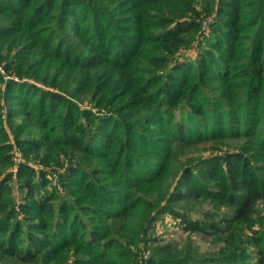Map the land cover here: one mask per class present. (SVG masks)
<instances>
[{
  "label": "rangeland",
  "instance_id": "rangeland-1",
  "mask_svg": "<svg viewBox=\"0 0 264 264\" xmlns=\"http://www.w3.org/2000/svg\"><path fill=\"white\" fill-rule=\"evenodd\" d=\"M82 1L73 0L74 4H81L79 10L88 11L81 19H76L77 28L65 31L62 40L57 36L62 34L63 26L53 30L56 25L55 18L50 15L54 11L51 9L53 0L15 1L17 5L12 9H6V0H0V188L4 187L0 195L21 220L22 231L15 233L12 239V244L19 248L30 240L28 231L31 225L28 222L31 219H25L19 205L23 201L29 202L24 199L28 191L24 184L29 181L34 182L36 191L51 194L50 202L56 210L54 217L46 211L40 214L34 209L26 212L36 214V222L47 224L46 229H33L37 235L32 240L38 235L49 236L50 227H59L60 214L69 212L74 216L79 213L90 228L98 230L100 242L119 240L120 245L104 244L106 254L91 263V251L68 237L52 252L47 249L54 245H47L30 262L16 258L14 253L9 255L0 251V264H150L148 262L162 252L202 262L224 256L222 262L226 259L228 263L229 256L225 258V255L232 256L236 251L242 264H256L259 257L264 258L261 252L264 251V201L259 202L254 227L255 232L260 230L261 233L253 234L252 230L236 224L231 232L219 235L192 225L210 230L209 222L213 221L226 226L223 219L231 208L222 199L201 196L179 201L174 196L184 188L186 168L211 159L221 161L212 178L196 169L203 181L202 189L211 192L224 189L223 192L229 195L225 188L233 186V181L217 180V177L222 168H229L228 162H234L233 153L245 155L250 162L246 169L233 163V168L241 171L234 179L239 182L238 186L242 188L240 180L256 182L257 185L264 183V144L260 145L257 139L262 134V123L264 125V100L245 103L246 112L243 107L238 108L243 100L241 92L248 81L246 67L254 61V53H261L258 59L264 64V0H240L235 9L231 7L227 11L219 5L221 0H153L147 3L139 0H87L93 4L92 10L89 5H82ZM246 4L250 6L248 9H240L237 16H231L233 10L237 11L238 6ZM78 12L72 16L73 20L80 18ZM163 15H182V21L196 22L183 35L184 45L153 36L162 28L158 19ZM90 22L97 24L94 33L107 44V50L111 49L113 55H99L100 50L90 46L94 36L89 31ZM230 32L234 36L228 35ZM122 34L132 45L135 40L132 38L141 39L136 43H139L136 54L127 53L126 56L130 57L116 58L118 45L126 42L122 41ZM61 41L68 42L66 47L70 55L59 54L55 44ZM214 41L225 47L230 43L232 56L229 65L233 69L230 77L224 80L206 82L204 90L216 103L213 107L202 104L191 97L189 88H184L169 99L165 110L174 111L173 120L187 111V123L196 124L197 130L203 129L209 137L181 143L171 134L174 130L171 120L170 124L159 120L140 124L145 114L158 109L159 90L155 89L159 83L152 84L150 93L148 89L142 91L140 84L149 81L156 72L172 71L178 63L190 62L194 68L199 66L207 50L217 54L216 57H224L211 43ZM199 76L198 80L202 82L201 74ZM18 83L24 84L25 93L21 97L11 93ZM193 83V86L197 84L196 81ZM40 90L41 100L38 96ZM56 93L69 102L63 108L62 103L50 104L42 99L44 95ZM222 103L229 104L231 111L223 113ZM115 116L116 120H126L123 132L112 133L114 128L120 130L121 125L114 122L110 127L107 117ZM97 122H105L100 130H96ZM129 124L140 126L147 134L156 137L168 153L166 161L158 166L157 177L151 181L133 184L123 180L128 165L120 160L121 142L126 138L125 130L131 128ZM215 126L217 128L212 129ZM107 129H110L109 136L104 134ZM93 136L106 142L111 138L119 140L104 149L100 146L101 149L90 151L88 145L83 146L80 142L83 137ZM135 149L132 152L135 151L142 162L158 164L152 163L150 152ZM69 168H72L70 172ZM111 181L115 182L112 184ZM188 182L192 186L198 185L195 178L188 179ZM97 185L119 187L127 202L123 216L107 219L94 212V205H105L99 200L102 192H98ZM70 204L74 207L71 208L73 205ZM71 227L74 225L67 228L68 234ZM2 236L3 233L0 238ZM261 236V241L255 242ZM236 244L233 248L232 245ZM122 251L126 253L122 255Z\"/></svg>",
  "mask_w": 264,
  "mask_h": 264
},
{
  "label": "trees",
  "instance_id": "trees-1",
  "mask_svg": "<svg viewBox=\"0 0 264 264\" xmlns=\"http://www.w3.org/2000/svg\"><path fill=\"white\" fill-rule=\"evenodd\" d=\"M15 1H18L19 3V1L22 2L24 0H6V2L4 3L5 8L6 9L14 8L13 6L17 5L14 4ZM139 1H141L140 3H147V2H152L153 0H139ZM237 1L240 0H234V2L233 0H221L219 2V5L224 7V10L227 11L226 9H230L231 7L235 9L234 6ZM82 2H83L82 5L87 4L91 8V10L93 9L94 6L91 2H87V0H83ZM52 3L53 4L51 5V9H53L54 11L50 15H52L55 18L54 23L56 24V25L54 24L55 27L53 30H57L58 27L63 26L62 28L64 30L62 34L58 35L57 37L58 39L64 40L65 39L64 34L66 33L65 31H70L73 30L74 28H77L78 26L75 23L76 19H81V17H83L84 13H86L88 9L79 10L80 9L79 6L81 4L76 5L74 4L73 0H53ZM41 7L42 6L38 8ZM249 7H250L249 4H246L245 6H238L237 11L233 10L231 12L232 13L231 16L235 17L238 15L239 13L238 11L240 9H248ZM77 12H78L77 16H80V18H74L73 20L72 16ZM182 17H183L182 15H178L174 17L173 16L167 17L166 15L161 16L158 19V23H160L158 25L162 28L161 30L157 31L153 36L159 39H172L176 45L179 46L184 45L186 41L183 40V35H185L186 32L191 30V28L194 25H196L195 24L196 22L193 20H191V22H188L186 20L182 21L181 20ZM240 17L241 16H239V18ZM173 22L175 23L174 26L172 28H169V25ZM90 23L92 24L89 25L91 28L89 31H92L90 33L94 35L91 38L92 42H90L91 43L90 46L95 50L97 49L98 51L100 50L99 55H105V54L107 56L113 55L111 54L112 53L111 49L107 50L109 48L107 44H104L101 41L100 36L94 33L98 28L97 24L94 25L95 24L94 22H90ZM224 24L227 26L228 22L226 21L224 22ZM100 27H103V25H100ZM222 27L225 28L224 25H222ZM87 35H89L88 32ZM228 35L232 37L234 36V33L230 32L228 33ZM121 38H123L122 41L124 40L126 42H124L123 44L121 43L122 45H118L116 51L117 53L114 56H117L116 58L118 57L122 58L121 56L122 55L126 56L127 53H129V55L133 53L131 56L136 54L138 50L137 45L139 44L136 43L139 42L141 37L138 38L135 36L134 38H132L133 40L135 39L134 44H136V48L134 50H133L134 44L132 45V42L129 39L128 40L125 39L126 38L125 34H122ZM58 43L59 45H57ZM211 43L218 48V53H220L219 55L223 54L225 56L219 58L221 56L216 57L215 55L217 54H211L210 50H207L204 52L205 57L202 59L203 62H201L202 64H199V66L194 68L192 67V64L190 62H188L185 65H183L182 63H178L177 65L174 66V68H172L173 69L172 71H163L161 73L156 72L157 74H153V76H151L149 81L140 84L142 91H146L148 89V93H150L152 90V84L159 83L157 84L156 86L157 88L155 89V91L159 90V95H158L159 101L157 104L158 109L155 112L145 114L142 118V121H140V124L143 125L157 120L161 122L165 121V123L168 122L170 124L169 120H171L173 124L172 126H174V130L171 132V134H173L174 137L177 138V140L181 143L182 142L189 143L190 141H194L195 139L202 140V139H206V137H209L204 134L203 129H201V131H198L197 130L198 126L196 124H194L193 126L192 124L187 123V121L189 120L188 116L186 118V115L188 113L187 111L181 112L182 115L180 114L178 118L176 117L173 120L171 117L174 115V111L169 109L167 112H165V110L168 108L169 99H172L173 95H177L180 92H182L184 88H189L190 90L189 93L191 94V97L198 99L199 101H201L202 104L208 103L213 107V105L216 103L213 96H211L209 92H206L204 90L205 89L204 87L207 86L206 82L208 81H212V82L219 81L221 79L224 80L230 77L231 75L230 72L231 70H233L229 65V59L232 56V52H231L230 43H228L226 47L223 46L222 44H219V42L217 41ZM55 45L56 48L58 49L59 54L65 53L67 56L70 55L69 49L67 50L66 47V45H68V42L61 41V42H57ZM128 49H131V51ZM129 55L126 57H130ZM259 55H261V53L260 54L254 53V55L252 56V59L254 61H251L250 64L247 65L245 71L248 81H247V86L241 92L243 93L242 94L243 100L240 106L238 107V108L243 107V110L245 112L248 111V108L244 106L245 103H249L254 99H258L257 101L264 100V88H263L264 64L259 62L258 59L260 58ZM101 57L102 56H100V58ZM256 59L258 61H256ZM150 60H152V58H150ZM200 74L202 77L201 78L202 82H199L198 80ZM195 81L197 82V84L193 86L192 84H194L193 82ZM23 85L24 84L21 83L15 84L12 90L13 92H11L12 95L21 97L22 96L21 94L25 93L23 92L24 89ZM198 89H201L199 93L197 92ZM41 95L42 92L40 90L38 92V96L40 100H41ZM42 99L43 101L45 100L47 102H50V104L62 103L61 104L62 108L63 106L67 105V103H69L68 100L63 99L58 93L52 95L50 94L44 95ZM259 104L260 102H257V105ZM221 106L223 108V113L226 110L231 111V106L229 104L227 105L222 103ZM66 114H69V112ZM101 119L102 121H106V119L104 118ZM116 119L117 116L111 117L110 119L109 117H107V120L109 121V123H111L110 127L114 125L113 124L114 122L116 123L119 122L121 125L119 127L120 130L117 131V129L114 128L112 133L123 132L124 127L127 125L126 120L121 118H119L118 120ZM104 123L105 122L99 124V122H97L96 130H100V128L103 127ZM129 125H131V128L129 130H125L127 135L126 138H123V142H121V146H123V148L121 150L120 160H123V162L121 163L128 165V171H127L128 173L124 176L123 180L133 184L151 181L157 177L158 175L157 173L159 171L158 166L166 161L168 157V153L166 152V149L165 151L163 150L164 146L159 142H157L156 137L147 134L145 131L142 130V128H140V126H134L133 124H129ZM217 127L218 130L221 131L219 125H217ZM217 127L215 126V128L212 129L215 130ZM229 130L231 131L232 128H230ZM109 132L110 129H107L104 132V134L106 133L107 134L106 136H109L110 135ZM261 132L262 134L257 137L260 145L264 144L263 123H262ZM212 134L213 133H211V135ZM61 135L64 136L63 133ZM117 140L119 139L111 138L108 142H106L105 140H103V138H98L97 136H93L91 138L83 137L80 143H82L83 146L88 145L89 146L88 149L92 151V150H96V148L97 149L100 148V146L104 149L108 144ZM129 147H131L132 150L138 148L144 152H150L152 156L151 158L153 159L152 163H158V164L152 165V164H147L146 162H142L141 158H139V156L136 155L135 151L132 152V150ZM232 157L234 162H228L229 168L225 170H223L222 168L220 170L221 173L219 172L217 177L218 178L217 180L233 181V186H231L230 188H225L229 190L228 192L229 195L223 192L224 189L217 192H211L210 190L202 189L203 181L201 180L200 175L196 173V169L204 172V174H206L207 177L212 178L213 174H215V171H217V169L220 167L221 161H219L218 159L216 161L215 159L214 160L211 159V160H202L197 164H195V166L186 168L185 173L183 175L184 176L183 179H185L183 181L184 188L180 189L178 194H176V196L174 197L176 198V200L179 201H184V200L186 201L187 199H199V197L201 196L211 199H218V200L222 199L225 204L230 206L231 208L230 213L227 216H225V218L223 219V222L227 223L226 226H221L213 221L209 222L210 230H207L206 228H202L196 224L192 225L196 228L197 227L200 228L205 232H211L219 235L225 234L231 232L230 230L231 228H233V225L239 224L245 228L252 230L253 234L261 233L260 230L255 232L254 227L256 226L255 221L256 219H258L259 202L264 201V183L262 185H257L256 182L252 183L250 181L246 182L240 180L241 182L240 185H242V188L241 186H238L239 182H236L234 179L241 171L235 170L233 168V163L235 166H240V168L242 167V169H246L250 164V162L248 157L240 153H233ZM71 170L72 168H69L68 172H70ZM67 176L70 177L68 174ZM194 178L195 180L198 181V185L196 186L195 185L192 186L188 182V179H194ZM114 182L115 181H111L112 184ZM34 185L35 184L34 182L32 183V181H29L27 184H24V187H26V190H28L24 199H28L29 202L23 201L22 203L19 204L21 209H23L24 211L25 219H31V221L28 222V225H31L28 231L29 232L28 240L29 239L30 240L29 242L26 241V244H24L22 248H19L16 244H12V239L14 238L15 233H19L22 231L21 220L17 217L14 208L9 206L10 203L8 202L6 204L5 198L1 197L0 195V234L3 233L2 238H0V251L4 253H9V255L14 253L13 256H15L16 258L23 260L25 262H30L33 259H35V257L39 255L47 245H54L53 248L50 247L49 249H47V251L52 252L54 251L55 248L59 246L60 242L62 244L64 243L66 238L71 237L68 239L72 240L73 242H77V241L80 242V244L83 247L91 251L93 258H91L90 261L92 263L98 257H102L106 254V250L104 251L103 249L104 244L105 246L107 245L109 246L113 243V246H117V247L118 245H120L119 240H113L112 242L109 241L107 243L100 242L101 237L99 236L100 232L98 230L96 231L94 228L93 229L90 228L89 223L86 220L82 219L79 213L74 216V214L70 215L69 212H62L60 214V222H58L59 227H57V229H53V227L52 228L50 227L49 230L51 232L49 236L46 237L45 234L38 235L36 236L35 239L32 240V237L37 235L36 234L37 232H35L33 229L34 228L46 229L47 224L45 222H38V221L36 222L35 217L37 215L36 214L29 215L26 212L34 209L36 212L38 211V213L40 214L46 211L51 217H54L56 212L55 208L50 202L51 194L40 193L36 191L35 189L36 185L35 186ZM98 185H97L98 192L99 193L104 192L103 195L102 193L100 194L99 200L104 201L105 205L103 206L94 205L93 206V208L95 209L94 212L104 215V217H106L107 219H112V218L116 219L123 216L126 213L125 208H127L126 206L127 202L123 199L124 193L121 190H119V187L116 185H114L111 188H107L105 185L103 186L101 185L98 186ZM3 188H4L3 186L0 188V194ZM199 188H201V190H199ZM73 207L74 205L71 208ZM70 225L72 226L74 225V227L73 228L71 227L70 233L68 234L66 230L68 227H70ZM77 226L82 229L80 230L81 232L79 231L78 228H76ZM256 239L257 241L255 242H260L262 236ZM236 246L237 244L232 245L233 248H235ZM122 252H123L122 255L126 253L124 251ZM261 252L264 254L263 250ZM231 255L232 256H230L229 254L225 255V258L229 256L227 259L232 261L230 262L228 260V263L226 262V259H223L225 260V262H222V258L224 256L220 257L219 259L215 258L214 260L211 261L206 260V262H202L201 260L195 261L194 259L188 256H184L182 258V257H176L172 255L170 252H162L159 256L155 255V257H153L148 263L191 264L192 262H195L196 264H242V261L238 260V251L232 253ZM256 264H264V258L259 257L256 261Z\"/></svg>",
  "mask_w": 264,
  "mask_h": 264
}]
</instances>
